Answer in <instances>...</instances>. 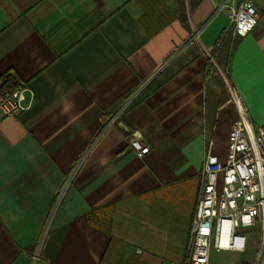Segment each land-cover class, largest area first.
<instances>
[{
    "label": "crops",
    "instance_id": "obj_1",
    "mask_svg": "<svg viewBox=\"0 0 264 264\" xmlns=\"http://www.w3.org/2000/svg\"><path fill=\"white\" fill-rule=\"evenodd\" d=\"M224 1L0 0V78L34 93L0 119V264H182L231 93L264 122V0L244 35Z\"/></svg>",
    "mask_w": 264,
    "mask_h": 264
},
{
    "label": "built area",
    "instance_id": "obj_2",
    "mask_svg": "<svg viewBox=\"0 0 264 264\" xmlns=\"http://www.w3.org/2000/svg\"><path fill=\"white\" fill-rule=\"evenodd\" d=\"M219 10L227 15L233 35L246 34L258 21L254 0H239L236 6L235 0H225ZM231 95L227 104L235 106L238 119L222 158L205 150L182 264H210L211 249L244 251L247 237L242 231L247 228L258 234L256 264H264V122L253 124L237 93ZM33 101L32 89L16 76L0 78V119L19 115ZM125 135L138 156L148 152L135 133L125 130Z\"/></svg>",
    "mask_w": 264,
    "mask_h": 264
},
{
    "label": "rangeland",
    "instance_id": "obj_3",
    "mask_svg": "<svg viewBox=\"0 0 264 264\" xmlns=\"http://www.w3.org/2000/svg\"><path fill=\"white\" fill-rule=\"evenodd\" d=\"M247 237L245 250L235 252L229 250L210 251L211 264H256L258 251V234L255 229L247 228L242 231Z\"/></svg>",
    "mask_w": 264,
    "mask_h": 264
},
{
    "label": "trees",
    "instance_id": "obj_4",
    "mask_svg": "<svg viewBox=\"0 0 264 264\" xmlns=\"http://www.w3.org/2000/svg\"><path fill=\"white\" fill-rule=\"evenodd\" d=\"M104 216L106 217V219H109L111 216V209H106L104 210Z\"/></svg>",
    "mask_w": 264,
    "mask_h": 264
}]
</instances>
